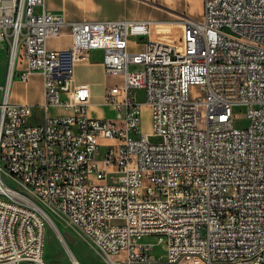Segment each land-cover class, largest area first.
Wrapping results in <instances>:
<instances>
[{
	"label": "built area",
	"instance_id": "built-area-1",
	"mask_svg": "<svg viewBox=\"0 0 264 264\" xmlns=\"http://www.w3.org/2000/svg\"><path fill=\"white\" fill-rule=\"evenodd\" d=\"M170 23L70 21L46 0H0V264H48L41 204L105 264H264V0H203L176 41L152 37ZM64 29L70 46L51 49ZM93 52L122 79L103 92L102 117L74 78ZM35 75L42 104L12 103L13 79ZM35 106L43 120L29 123Z\"/></svg>",
	"mask_w": 264,
	"mask_h": 264
},
{
	"label": "rangeland",
	"instance_id": "rangeland-1",
	"mask_svg": "<svg viewBox=\"0 0 264 264\" xmlns=\"http://www.w3.org/2000/svg\"><path fill=\"white\" fill-rule=\"evenodd\" d=\"M58 9L60 14H64L67 18L70 19H91V18H108V19H131L138 17H153L151 19L158 22H171L170 24L164 26H152V37L154 39H160L165 42L170 40L176 41L181 34V27L178 22L184 16H189L190 11L186 10L185 12L175 10L168 6L161 5L165 8H168L171 11L162 9L155 6V4L160 5L155 1L148 0H78L83 2L79 4L76 0H50ZM199 14L202 10V0H199ZM65 32L68 29H64ZM64 38L61 41L52 42L53 46L64 45ZM98 57H90L88 62H82L83 67L80 68L79 78L92 80L96 85V89L104 92L107 88H110L113 85H118L122 82L120 76L107 75L105 72L97 69ZM7 64H8V51L0 49V86L3 87L6 81L7 75ZM89 64V65H88ZM141 65H132L130 69L140 70ZM32 78V77H31ZM17 80L13 79L10 91H19L24 93L20 87L13 85V82ZM38 79L33 78L29 84L28 96L29 99L38 102L39 101V87ZM200 89L193 88L191 90V98L201 94ZM138 99L144 101L143 92H137ZM101 99H98V104L100 105ZM63 113L59 109H52L51 114H61ZM43 112L39 106L34 108V117L29 119V123H40L43 120ZM236 125L240 127L246 126V121L241 119L236 121ZM147 131H149L148 124H145ZM149 141L151 143H161L162 138L159 136H150ZM4 180L10 184L12 187L17 189L23 194L29 195V192L21 186L18 182L9 180L8 177H4ZM41 207L44 209L46 214L54 219V222L66 243L73 249L74 253L81 255L87 258L85 264H105L104 256L98 250L94 243H92L84 234H82L75 226H73L66 217L63 215L50 210L46 205L41 204ZM58 233L49 226H47L46 232V244L44 250V258L48 264H72V260L69 258L67 251L64 249ZM144 241L155 242L154 238H146ZM155 252L157 255H162L164 253L162 246L158 245L155 247ZM114 260H119L120 256H113ZM19 264H30L27 261H22Z\"/></svg>",
	"mask_w": 264,
	"mask_h": 264
},
{
	"label": "crops",
	"instance_id": "crops-1",
	"mask_svg": "<svg viewBox=\"0 0 264 264\" xmlns=\"http://www.w3.org/2000/svg\"><path fill=\"white\" fill-rule=\"evenodd\" d=\"M138 1L142 3V1H140V0H138ZM148 1H155V2H158L160 5L168 6L170 8H174L175 10L182 11V12H185L186 10H188V11H190V13H188V15L191 18H197V15L199 14V7H198L199 0H148ZM77 2L79 4L83 5V2L76 0L75 3H77ZM202 2H203V0H202ZM46 7H47V10L49 12L60 14L59 13V9L50 0H46ZM65 18L67 20H70V21H73V20H85V21L108 20V18H91V19L77 18V19H70V18H67L66 16H65ZM151 18H153V17H147V18L146 17H138V18L136 17V18H131L129 20H153ZM156 20H154V21H156ZM63 38L65 40V44L64 45H58V46H53L52 45V42L61 41ZM70 43H71V39H70L69 31H67V32L64 31L63 36L61 38L49 41V47L51 49L61 50V49L68 48L70 46ZM90 57H92V58L93 57H98L99 58L98 63H97L98 65L96 67H97V69H99V70L104 72V69H103V66H102V63H101L102 55L100 53H98V52H93V53H91ZM82 65H83V63H78L76 65V67H75V77L74 78H75V82L77 84H87L90 87V89H91L92 97H91L90 106H89L90 115L99 116V117L110 115L111 114V109L103 103V100H102L103 92H101V91L96 89L97 83H95L92 80H86V79H80L79 78L80 68L83 67ZM33 78L38 79L37 83H38V87L40 89L39 90L40 98H39L38 102H34V101L30 100L29 96L27 94L28 93V89H29V84H30V82L32 81ZM13 85H15L16 87L17 86L20 87L22 90H24V93H21L19 91H14V90L9 91V98H10L12 103H15V104H30V105H40V104H42V102H43V84H42V77L40 75L33 76L28 81V83H26V84L21 83L19 80H15V82H13ZM99 98L101 99L100 105H97Z\"/></svg>",
	"mask_w": 264,
	"mask_h": 264
},
{
	"label": "bare ground",
	"instance_id": "bare-ground-1",
	"mask_svg": "<svg viewBox=\"0 0 264 264\" xmlns=\"http://www.w3.org/2000/svg\"><path fill=\"white\" fill-rule=\"evenodd\" d=\"M47 222L49 224V226L52 228V230L56 231L58 233V237H60V241L64 247V249L67 251V254L69 256V258L72 260V264H74V262L76 261L78 264H85V262H87V258L81 256V255H78L77 253H74L73 252V249L66 243V241L64 240L63 236H61L55 222H54V219L52 220L51 217H49L47 214Z\"/></svg>",
	"mask_w": 264,
	"mask_h": 264
},
{
	"label": "water",
	"instance_id": "water-1",
	"mask_svg": "<svg viewBox=\"0 0 264 264\" xmlns=\"http://www.w3.org/2000/svg\"><path fill=\"white\" fill-rule=\"evenodd\" d=\"M155 6L160 7V8H162V9H165V10H168V11H171V10H169L168 8H165V7H163V6H161V5H158V4H155Z\"/></svg>",
	"mask_w": 264,
	"mask_h": 264
}]
</instances>
